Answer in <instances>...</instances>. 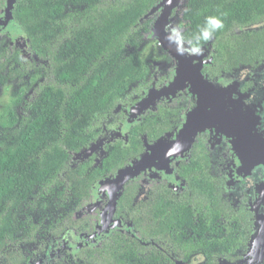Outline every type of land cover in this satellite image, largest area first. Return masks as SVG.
<instances>
[{
	"label": "trees",
	"instance_id": "trees-1",
	"mask_svg": "<svg viewBox=\"0 0 264 264\" xmlns=\"http://www.w3.org/2000/svg\"><path fill=\"white\" fill-rule=\"evenodd\" d=\"M7 1L0 0V20ZM161 1L16 0L14 27L0 31V37L12 30L24 36V52L47 62L52 74L27 99L22 92L0 113V264H28L44 252L48 234L93 229L101 211L98 183L140 157L144 135L154 140L170 129V121L178 125L176 109L160 111L127 127L102 165L76 161L89 158L79 154L97 144L113 111L127 101L128 86L144 77L142 48L153 23L146 16ZM210 16L224 22L213 35L218 65H250L264 57L261 33L247 30L264 21V0H186L183 20L192 38ZM7 45L0 42V89L14 79L21 82L24 74L22 67L8 70L10 61L22 59V47L14 45L10 52ZM23 101L25 109L18 113ZM192 144L187 151L198 154L186 166L188 173H181L189 186L184 195L153 188L148 202L132 207L134 182L123 187L113 217L136 224L141 236L154 242L141 245L115 231L100 248L83 252L84 264H168L169 255L187 261L194 251L202 252L203 264H232L230 254L247 250L254 224L249 206L237 208L228 201L225 180L212 175L208 154ZM196 223L197 228L207 225L203 233L211 227L215 236L178 237L179 228Z\"/></svg>",
	"mask_w": 264,
	"mask_h": 264
},
{
	"label": "flooded vegetation",
	"instance_id": "flooded-vegetation-1",
	"mask_svg": "<svg viewBox=\"0 0 264 264\" xmlns=\"http://www.w3.org/2000/svg\"><path fill=\"white\" fill-rule=\"evenodd\" d=\"M184 1L185 3L182 1L177 7L169 12L168 19L164 24L165 36L173 27H179L183 30L185 43L180 49V58H184L187 63H190L191 61V65H183V69L185 67L186 69H184L185 74L183 73V75L179 77L180 84H171L173 83L175 70L180 68L178 61L171 53L174 45L171 44L168 46V49H166L160 42L158 36L154 34L155 24L163 14V9L161 8L151 15L150 13L159 6L160 2L148 14V16H146V19L152 18L153 23L150 34L148 35L149 38L147 37L145 39L146 43L142 48L143 53L145 54V61L147 62V69L144 77L128 86L126 96L127 101L123 105L116 107L113 111L114 116L109 118L107 122L108 126H104L100 135L101 137L96 141L97 144L90 147L94 152L90 154L89 158H79L76 161L82 162L84 160L92 159L94 165H102L104 157L111 152L115 140L122 138L125 135V132L129 130H126L125 127L130 120V117H135L139 114V110L133 112L134 108L137 105H140L142 101H146L150 96L152 97V100L146 101L149 104L142 107L138 120H135L130 126L132 127L135 124H140V122L145 121L146 118L158 117L160 111L168 114L169 111L173 109L177 110L178 125L173 126V124H176L175 121H170V129L164 131L162 135L156 137L154 140H149L144 135L141 138L142 151L139 153V156L141 157L145 152L146 145H152L162 137L172 135L170 138L174 139L175 135L184 125L187 115L194 109H197L199 101L201 102L204 99V95L201 92L203 84L208 85L210 88L209 91L218 97L224 96L227 89H231L233 85H238V96L236 97V95H234L233 98H237V102H239L245 109L249 123L247 124L248 126L246 124L244 126L236 119L229 118L232 119L234 123L235 120L237 121L238 128L241 131L240 132L237 129V132L240 136L235 132L236 126L234 127V132L242 141H244L245 144H261L257 140H255L256 142L252 140V134L249 131H252L250 129V127H252L253 133L262 135L264 138V57L260 61H254L250 65H218L216 57L219 56V49L213 38L207 42H201V54H191L190 49L192 44L189 43V41L193 38L187 32V23L183 20V14L186 9V0ZM247 30L250 32L256 31L257 33H261V37L264 40V21L258 25L250 26ZM247 30L243 29V31ZM1 31L3 32V30ZM157 32L159 33V31ZM10 33L11 35L7 33L9 36L4 33L3 37H0V42L4 41L8 43L7 46H10V52H12L14 45L22 47L23 57L19 62L20 64L10 61L8 65L13 66H8V70L11 68L21 69L22 67L24 69L22 70L24 74L21 78V82H19L18 79H14L2 87L0 91L11 89L13 93L11 101L16 100L22 92L24 95L23 99H27L28 95H31L33 91L38 88L39 83H42L48 75L52 74V72L48 70L50 69V66L46 65L47 62H44L31 51H28V53L24 52V49L28 47L25 45L28 42L24 40V36L18 37L17 33L13 30ZM195 69L199 71L201 77H197L196 72L194 71ZM161 92L162 94L160 95ZM215 96L213 98L212 95L211 100H214ZM24 105L25 101L22 102V107L19 109L18 113L25 109ZM8 106H11V102ZM254 109H260L258 114ZM120 114L125 116L124 123H120ZM257 118H259L258 126H252V122ZM157 119L159 120V118ZM159 121L165 122V120ZM245 127H247L249 131ZM0 129H2L1 126ZM192 147L198 148L202 152L208 154L207 164L211 169L212 175L225 180L226 197H228V201L231 200L230 203L237 208L244 205L248 207L250 201L255 199V195L250 189L251 185L249 182H246V177L239 172L235 165L234 152L231 150V138L219 135L217 131H201L196 138H193L191 148ZM196 153L198 154V150L196 152L188 150L184 153L182 158L173 161L170 165L172 174L168 175L163 171H157L155 173L142 172L135 179H132L131 181L134 182L132 207L148 202L147 200L152 195L151 192L154 190L153 188H156L157 190L168 188L174 193V195L180 196L189 191L188 183H186L187 179L182 176V174H184V172L185 174L188 173L186 166H190L189 163L191 162L192 157H194L193 154ZM197 161L202 163L201 158H198ZM177 167H179V175L176 170ZM257 169L258 170L251 173L252 182L256 186L264 183V168ZM260 170H263L262 175L258 174ZM97 201V203H99L98 207H100L101 211L98 216V221L95 222L93 229L89 228V230L82 231L67 229L57 237H50V234H48L44 242L46 244L44 245V252L41 251V254H36L28 261V264H56L57 262H61V264H84L81 260V257L84 255L83 252L86 249L100 248L101 245L108 240V236L115 231L129 234L131 238L141 245H147L149 242H154L148 238H143L141 233L136 230V224L128 225L121 220L115 219L113 216L112 223L102 224L101 212L107 207L110 201V196L106 192V195L98 198ZM97 209L99 208H96V210ZM139 209L141 208H137V210ZM198 217H196L197 220ZM196 226L197 223L192 227L184 225L179 228L180 232L178 237L184 238L185 241H201L202 238L215 236L211 227L206 229L203 233L202 229L207 228V225L198 228ZM245 252H240V255L238 256L230 254L234 257V263L240 261ZM187 255V261H182L175 258L174 254H171L168 256V264H203L206 261V258L200 251H194ZM3 257L4 256H2V258ZM220 264L229 263L220 261Z\"/></svg>",
	"mask_w": 264,
	"mask_h": 264
},
{
	"label": "water",
	"instance_id": "water-1",
	"mask_svg": "<svg viewBox=\"0 0 264 264\" xmlns=\"http://www.w3.org/2000/svg\"><path fill=\"white\" fill-rule=\"evenodd\" d=\"M182 1L183 0H163L159 6L150 13L151 15L156 13L159 9H163V14L155 24L154 34L158 36L160 42L166 49H168V46L171 44H169V42L165 39L164 24L168 19L169 12L173 8L177 7ZM169 2L172 4L169 5ZM15 3L16 0L7 1V8L5 10L4 17L0 20V31L14 27L12 13ZM157 31H159V33ZM171 53L178 61V65H180V68L175 70V76L173 78V83L171 84H180L179 77H181L183 73L185 74L184 69H186V67L183 69V65H191V61L190 63H187L184 58H180L181 52L177 51V47L175 45L172 47ZM194 71L196 72L197 77H201V74L197 69ZM209 89L208 85L203 84L201 92L204 95V99L201 102L199 101L197 109H194L187 115L184 125L175 135L174 139L170 138L172 135H167V137L158 139L152 145H146V150L139 159L133 161L129 166L120 169L113 179L98 183L97 190L95 191L96 194H98V198L106 195V192L110 196V201L107 207L101 212L102 223L110 224L113 222L112 216L114 215L118 200L126 183L135 179L142 172L155 173L157 171H163L168 175L172 174V170L170 169L171 163L176 159L182 158L190 146L193 138L202 131L205 124L209 123L215 126H227L234 131V127L236 126L235 132L240 136L237 132V129L239 130V126L236 120L234 123L232 119L212 114L209 103L212 99V95L214 98L215 94H212ZM161 94L162 92L160 95ZM147 100H152V97L150 96ZM146 101H142L140 105H137L134 108L133 112L139 110V114L135 117H130V120L126 124V129L133 124L135 120H138L142 107L149 104ZM245 149L248 153L253 151H260L264 153V146H261L260 144L248 143L246 144ZM93 152L94 151L92 149L86 150L79 154V157L85 156L87 158ZM245 177L250 182L251 186L254 185L251 179V174ZM254 188L256 190V192H253L255 199L250 201L249 209L254 216L252 205L259 206L257 209L260 210L261 214H258L260 217H253L254 224L249 238L247 253L240 261L234 264H246L247 261L248 264H262L264 262V210L262 208L264 206V203H262V201L264 202V183L257 186L254 185ZM98 190L99 192H97Z\"/></svg>",
	"mask_w": 264,
	"mask_h": 264
},
{
	"label": "rangeland",
	"instance_id": "rangeland-1",
	"mask_svg": "<svg viewBox=\"0 0 264 264\" xmlns=\"http://www.w3.org/2000/svg\"><path fill=\"white\" fill-rule=\"evenodd\" d=\"M183 3H185L184 0ZM234 95H236V97L238 96L237 84L233 85L231 89L229 90L227 89V92L224 93V96L222 97L215 96V99L210 101V108L212 114L236 119L242 125L245 126V124L247 125L249 123V120L245 113V109L240 105L239 102H237V98L236 99L233 98ZM11 98H13V93L11 89H4L0 91V113L2 109H5L8 105H10ZM259 110H255L257 114ZM258 122H259V118H257L254 122H252V126H258ZM245 128L247 129V127ZM250 129L253 131L252 127H250ZM206 130H209V132L217 131L219 135H223L231 138V148H232L231 150L232 152H234L235 165L242 175L248 176L252 172L258 170L257 168H264V153L260 151H253L248 153L247 150L245 149L246 144L234 132L233 129L227 126H215L208 123L205 124L204 127L202 128V131H206ZM252 131H249L252 134L251 135L252 140L253 141L257 140L258 142L261 143L260 145L264 146V138L262 137V135H258L257 133H253ZM262 173L263 170H260L258 172V174L260 175H262ZM246 182L249 181L246 180ZM250 189L252 190V192H256L254 185H252ZM97 192H99V190ZM262 203L264 202L262 201ZM258 207L259 206L252 205V209L254 210L255 217H260L258 214H261L260 210L257 209ZM262 208L264 210V206ZM246 253L247 250L245 254ZM247 262L246 264H248Z\"/></svg>",
	"mask_w": 264,
	"mask_h": 264
},
{
	"label": "clouds",
	"instance_id": "clouds-1",
	"mask_svg": "<svg viewBox=\"0 0 264 264\" xmlns=\"http://www.w3.org/2000/svg\"><path fill=\"white\" fill-rule=\"evenodd\" d=\"M224 28V22L219 17L210 16L205 20V25L201 27L198 35H194L193 39L189 41L192 44L190 49L191 54L199 55L202 53L201 42H207L213 38L214 33ZM165 39L177 47L179 52L183 44L185 43V38L183 36V30L179 27H173L170 29L169 33L166 35Z\"/></svg>",
	"mask_w": 264,
	"mask_h": 264
},
{
	"label": "bare ground",
	"instance_id": "bare-ground-1",
	"mask_svg": "<svg viewBox=\"0 0 264 264\" xmlns=\"http://www.w3.org/2000/svg\"><path fill=\"white\" fill-rule=\"evenodd\" d=\"M172 4L171 2H169V5ZM167 7V6H166ZM102 224H105V223H102Z\"/></svg>",
	"mask_w": 264,
	"mask_h": 264
}]
</instances>
